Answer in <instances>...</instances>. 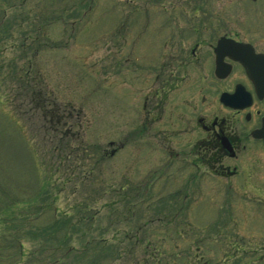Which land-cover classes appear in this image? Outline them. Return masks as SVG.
<instances>
[{"label":"rangeland","instance_id":"obj_1","mask_svg":"<svg viewBox=\"0 0 264 264\" xmlns=\"http://www.w3.org/2000/svg\"><path fill=\"white\" fill-rule=\"evenodd\" d=\"M145 1L0 0V183L19 200L12 213L31 219L51 203L88 238L118 237L119 259L109 253L102 264H264L263 209L253 216L232 179L197 185L194 169L162 147L160 130L178 117L189 84L169 97L174 108L159 125L143 127L144 78L170 55L153 43L154 17L146 39L144 21L130 20L125 42L122 15L155 8ZM169 1L180 25L218 26L264 51V0ZM42 184L54 202L40 196ZM136 228L139 243L123 240Z\"/></svg>","mask_w":264,"mask_h":264},{"label":"flooded vegetation","instance_id":"obj_2","mask_svg":"<svg viewBox=\"0 0 264 264\" xmlns=\"http://www.w3.org/2000/svg\"><path fill=\"white\" fill-rule=\"evenodd\" d=\"M144 5L156 9H128L122 15L125 42L132 32L130 20L144 21L140 34L144 38L146 33V39V21L154 17L158 28L150 30L155 34L153 43L159 48L164 41L162 49L168 48L170 55L162 56L159 73L154 74L155 69L150 80L144 78L150 86L144 88L143 127L159 125L165 106L174 108L176 99L170 102L169 97L189 84L188 94L176 100L181 108L178 117L171 120L170 128L160 130L166 155L186 161L202 187L207 176L232 179L229 189L237 198L247 199L256 216L258 209L264 211V63L249 64L247 70L237 58L250 55L251 49L255 54L264 51L218 26L180 25L174 10L177 5L169 0H146ZM163 27L167 29L160 31ZM222 38L233 42L219 49Z\"/></svg>","mask_w":264,"mask_h":264},{"label":"trees","instance_id":"obj_3","mask_svg":"<svg viewBox=\"0 0 264 264\" xmlns=\"http://www.w3.org/2000/svg\"><path fill=\"white\" fill-rule=\"evenodd\" d=\"M41 188L44 189L41 197L48 195L47 199L52 202L56 200L45 185L42 184ZM6 191L0 183V264H76L79 263L78 259L86 264H102L101 259L113 252L119 259L117 251L122 248V241L118 237L106 239L101 235L100 238H88L83 231L87 227H80L81 223L76 222L69 213H56L51 203L45 202L40 212L33 213L31 219H27V216L19 217L14 211L12 213V207L19 200H13ZM115 193L123 195L118 191ZM37 196L32 199H37ZM21 209L31 210L27 205ZM50 211L54 213L52 221L45 225L39 223L40 218ZM139 229L128 231L123 240L139 243ZM94 252L96 258L89 260L88 256Z\"/></svg>","mask_w":264,"mask_h":264},{"label":"water","instance_id":"obj_4","mask_svg":"<svg viewBox=\"0 0 264 264\" xmlns=\"http://www.w3.org/2000/svg\"><path fill=\"white\" fill-rule=\"evenodd\" d=\"M233 42L230 40H227L225 38H222L219 43V49L224 46L226 43ZM241 47H248L252 48V46H247V45H239ZM248 70L250 67L249 64L256 65V64H261L264 63V54H255L254 50L251 49L250 55L246 54L245 56H241L237 58Z\"/></svg>","mask_w":264,"mask_h":264}]
</instances>
